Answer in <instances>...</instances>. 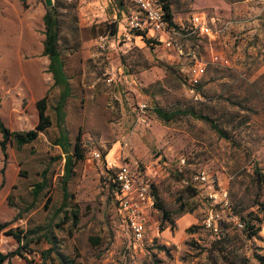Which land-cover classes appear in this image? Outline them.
<instances>
[{"label": "rangeland", "instance_id": "1", "mask_svg": "<svg viewBox=\"0 0 264 264\" xmlns=\"http://www.w3.org/2000/svg\"><path fill=\"white\" fill-rule=\"evenodd\" d=\"M64 1L72 4L60 9L64 14L60 48L70 96L60 129L70 144L79 138L82 158L73 161L64 179V154L53 144L59 132L54 113L59 88L42 68L40 94H46L45 113L51 124L32 142L16 148L10 140L5 155L0 151V221H10L7 227L35 229L31 237L39 235L28 242L30 250L24 254L37 258L48 245L45 236L52 235L58 249L73 256L76 264H264L258 257H264V182L257 179V173L264 176V0H213L206 10L195 7L196 0H169L182 19L205 11L229 22L219 32L230 36L228 42L196 33L177 35L182 53L178 63L166 58L173 50L162 56L160 48L152 49L145 39L123 41L110 34L109 3L104 14L94 16L91 0ZM217 4L226 5L225 15ZM70 26H76L77 34ZM190 52L205 63L195 88L198 98L183 81ZM214 52L226 56L228 64L212 62ZM3 74L0 94L7 83ZM140 104L145 105L143 113ZM155 107L176 114L163 121ZM189 110L213 118L229 140L219 137L207 122L183 113ZM90 150L100 158L86 160ZM157 157L158 172L149 177L151 192L169 214L162 218L153 205L145 209L143 237L136 241L116 194L103 181L108 175L105 166H110L109 172L122 163L142 169ZM43 168L47 184L29 207L32 184ZM200 170L207 173L208 182L192 181ZM62 188L67 205L56 214ZM219 190L226 193L224 204L219 195L208 196ZM72 210L77 211L76 224ZM210 210L218 216L215 232L202 225ZM16 245L13 236L0 232L2 251ZM2 264L25 260L13 255Z\"/></svg>", "mask_w": 264, "mask_h": 264}, {"label": "crops", "instance_id": "2", "mask_svg": "<svg viewBox=\"0 0 264 264\" xmlns=\"http://www.w3.org/2000/svg\"><path fill=\"white\" fill-rule=\"evenodd\" d=\"M91 2L95 5L94 16L104 14L107 4L111 5L113 13L111 21L116 28L113 36L122 40L119 36L120 27L118 26H120L119 23L127 10L128 0H91ZM212 2L213 0H196L195 7L206 10L212 7ZM51 3L52 0H0V52L4 55V64L0 66V74L5 72L3 75L7 78V83L2 86V94H0V118L10 130L30 129L38 119L35 102L44 94H40L39 74L42 68L47 70L48 64V58L43 54L44 24L42 17L45 9ZM217 10L225 15L226 5L217 4ZM189 15L182 19L179 13L172 11V27L179 30L181 35L188 34L186 30L180 28L186 26ZM223 33L207 37V39L218 42L230 41V36ZM134 38L143 39L134 35L129 41ZM145 38L150 40L149 44L152 49L160 48L159 53H163L162 56L164 53L168 55L171 50L175 51L171 47H164L160 44L163 34H147ZM167 57H171V59L173 57V61L178 63L182 56L175 51ZM16 83L18 84L15 85ZM158 159L160 158L157 157L152 162H156L155 160ZM159 162L160 160H158ZM158 163L153 169L147 170L152 178L158 172Z\"/></svg>", "mask_w": 264, "mask_h": 264}, {"label": "trees", "instance_id": "3", "mask_svg": "<svg viewBox=\"0 0 264 264\" xmlns=\"http://www.w3.org/2000/svg\"><path fill=\"white\" fill-rule=\"evenodd\" d=\"M162 15L165 19L167 25L169 27L173 26L172 23V9L171 3L169 0H159ZM71 3V2H70ZM66 3L64 0H52L50 6L45 9L42 20L44 24V39H43V54L48 58L47 71L50 72L52 77V85L59 88L58 96L54 105V113L56 117V125L59 128L58 135L53 139V144L60 147L61 152L64 154L63 156V164H62V177L67 179L71 173V166L73 161L82 158V151L79 146V138L75 137L72 144H70L67 134L63 129H60V123L63 120V106L67 97L70 96V85L68 82V77L64 71V62L62 58V50L60 48V40L61 39V30L63 29V19L61 18L62 12L60 9L67 8L72 4ZM66 13V12H64ZM69 30L77 34L76 26L68 27ZM115 24L112 22L109 24V32L110 34L115 33ZM144 39V38H143ZM146 43H150V40L145 38ZM77 43L74 45V49L76 48ZM159 66L167 69L168 66L163 63H158ZM198 86V85H197ZM35 106L37 109L38 119L35 125L27 130H10L7 128L1 118H0V151L3 155H5V145L6 142L12 140L15 144L16 148H20L22 145L28 144L36 139L39 133L45 131V129L51 124L49 116L45 113L46 109V94H44L41 98H39L35 102ZM155 115L163 120H170L176 112H165L160 108H153ZM183 113H188L193 117L203 120L209 124V126L217 133L219 137L223 139L229 140L226 132L219 127L213 118L205 114H195L193 111H184ZM105 152L103 153V155ZM59 157V156H57ZM110 175V170L106 169ZM47 169L43 168L40 172V181L34 182L32 184L31 190V201L29 203V207H31L36 199L38 193L46 186L47 178H46ZM104 177V181L107 182V188L110 190H114L115 184L113 181ZM257 179L260 182H264V176L260 173H257ZM194 191V190H192ZM194 193V192H193ZM153 198V208L156 207L160 213L162 218L168 217V211L161 205V202L157 195L154 192H151ZM67 191L65 188L61 190V199L58 207L56 208V214L60 212L67 205ZM70 217L72 220V224H76L78 221L77 211L72 210L70 212ZM10 221H0V232H7L11 236H13L17 245L9 250L2 251L0 249V264L4 261H7L13 255L22 256L25 260V264H76L73 256H69L68 254L62 252L58 249L57 243L52 235L45 236L47 239L48 245L42 247L38 252V257L27 256L24 252L30 250L27 246L28 242L32 239H39V235H35V237H31L30 234L35 229H22V228H13L7 227ZM245 227H250L248 222H244ZM253 231L248 232V234H252ZM89 239L94 241L97 240V237L88 236ZM259 258L264 260L263 256L258 255Z\"/></svg>", "mask_w": 264, "mask_h": 264}, {"label": "built area", "instance_id": "4", "mask_svg": "<svg viewBox=\"0 0 264 264\" xmlns=\"http://www.w3.org/2000/svg\"><path fill=\"white\" fill-rule=\"evenodd\" d=\"M228 21H222L216 16L209 15L205 11H194L190 13L186 26L180 28L188 33H196L206 37H214L224 29ZM120 25V38L124 41H129L132 36H140L144 38L147 34L159 33L163 34L160 39V44L164 47H171L182 55L181 50L176 42V36L180 35V31L169 27L163 18L159 0H128L127 10L122 17ZM103 37H99V44L102 45ZM188 65L184 70L183 81L188 85L193 98H198L199 94L195 90L204 75L205 63L198 58L194 52L186 55ZM210 60L214 63L227 65L228 59L226 56L217 52L211 53ZM144 104L139 105L140 111L143 113ZM140 121H144L141 116ZM100 158V154L96 150H90L86 160L96 161ZM150 162L146 168L138 169L136 166H129L127 163H122L111 170L107 177L114 182V193L116 194L117 205L122 215L125 218V224L136 241H140L143 237L145 218L143 213L145 209L152 207L153 198L151 195V182L149 181L148 169H153L158 163ZM179 163H183V158H179ZM106 169H111L110 166H105ZM105 177V178H107ZM192 181L197 183L208 182V175L205 171L200 170L192 176ZM104 181V180H103ZM106 187L107 182L104 181ZM220 196L222 203H225V191H213L208 196L213 199ZM217 214L208 211L202 219V225L212 231L217 230L216 218ZM237 225H242L237 222Z\"/></svg>", "mask_w": 264, "mask_h": 264}]
</instances>
